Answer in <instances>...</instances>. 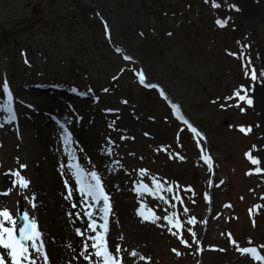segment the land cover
<instances>
[{
    "label": "rangeland",
    "instance_id": "rangeland-1",
    "mask_svg": "<svg viewBox=\"0 0 264 264\" xmlns=\"http://www.w3.org/2000/svg\"><path fill=\"white\" fill-rule=\"evenodd\" d=\"M159 1L168 10L182 7L184 2ZM212 1L221 7L223 15L218 14ZM263 1L260 0L261 4ZM197 2L205 6L208 20L204 29L208 43L204 50L194 49L185 40L180 31L184 22L181 15H156L152 0H79L77 5L73 0H61L56 6L50 0H0V31L10 35L12 43L2 45L4 51L0 48V106L6 103L3 93L6 81L13 88L21 113V122L12 124L8 122L7 114L0 111V124H3L0 127V210H10L18 219L20 209L25 207L37 220L45 251L49 252L48 264H59L55 258L51 259L48 234L56 232L61 243L67 246L66 249L61 245L63 264H90L85 256L91 257V254L94 257L95 249L89 254V251H82V244L81 251L73 248L83 241L77 236V229L69 227V213H74L72 204L60 186L58 188L55 182L48 183L45 176L37 173L42 176L39 201L46 204V212L42 208L39 210L35 174L25 158L28 141L35 133L26 122H31V110L41 104L42 96L38 93L42 91L39 85L43 83L76 86L85 92L92 90L95 97L101 91L106 96L104 99L112 101L102 104L103 99L100 102L103 111L126 107L125 110L143 121L145 127L150 125L157 131V134L152 129L142 133L128 132L118 127L117 131L113 129L114 117L102 130L105 136L100 144L103 151L100 160L107 163L111 174H116L115 169L122 170L118 174H124L116 190L109 189L114 196V209L119 202L115 194L122 192L121 186L126 187L120 196L127 203L130 223L135 227L133 234L126 229L122 219L115 225L114 218L112 220L114 239L108 238V245L112 241L113 247L109 250L115 254V248L119 246L118 255L121 256L123 249V254L126 252L127 255H124L123 264H264L251 254L239 251L244 247H255L264 255V217L260 220L264 209L256 216L248 214L252 205L264 203V127L258 119L261 109L257 105L253 110L243 111L235 107L236 104L244 107V103L235 98V92L248 86L244 82H251V79L241 77L239 65L247 59L253 60L257 52L262 57L260 65L264 69V20L244 26L250 4H255L253 0ZM236 7L241 9L239 13L235 12ZM194 18L192 15L190 20ZM217 21L232 29L218 33L222 31ZM104 22L110 35L105 32ZM233 30L236 34L231 38ZM155 43L161 45L157 52L152 49ZM115 46L116 49L125 48L133 62H124L122 55L115 53ZM137 63L146 77L162 84L170 97L180 103L185 113L200 123L203 130L212 131L209 140L214 143V167L204 165V143L194 142L191 147L183 144V127L175 123L165 102L154 93L152 98L144 96L136 81V75L141 74L135 69ZM241 95H245L243 91ZM229 97L233 99L229 100ZM228 104L232 106L228 107ZM77 108L79 110L67 108L64 117L60 111L51 109L47 116L68 123L73 122L78 111L86 117L90 109H94L89 102L78 104ZM39 113L40 110H34L32 116ZM46 127L51 128L49 120ZM241 127L246 131L240 132ZM54 128L61 136L60 128ZM249 128L250 132L247 131ZM162 132H166L164 137ZM45 146L56 157L42 173L49 170L57 178L62 167L59 144L53 140L49 142L47 138ZM71 148L74 153L80 151L79 154L85 156L81 167L86 172H97L107 188L109 184L102 175L105 170L98 168L99 162L94 167L86 149L77 144ZM249 155L260 163L253 165ZM21 164L26 165V169H21ZM141 170L144 176H141ZM14 172H20L30 181L27 189L21 190L18 184L14 186L18 179L12 175ZM154 180L165 189L158 195L164 196L167 203L146 191L143 196L135 191L138 184H147L155 191ZM231 185L235 192L240 191L243 195L246 210L239 198L229 196ZM168 188L172 191H167ZM231 201L236 210V222L229 226ZM142 206L148 220L139 215ZM174 213V222L178 220L181 228L172 227L164 219ZM153 214L161 217L155 224L150 222ZM192 219L195 223L189 224ZM97 222L99 225L103 220ZM139 228L143 234L139 233ZM110 231L112 233L109 224L108 235ZM181 237L189 246L180 242ZM201 242L205 251L200 260L197 249ZM140 248L146 256L139 254ZM132 252L137 255L133 257ZM4 254L0 252V255ZM36 258L38 264H45L41 257Z\"/></svg>",
    "mask_w": 264,
    "mask_h": 264
},
{
    "label": "snow or ice",
    "instance_id": "snow-or-ice-1",
    "mask_svg": "<svg viewBox=\"0 0 264 264\" xmlns=\"http://www.w3.org/2000/svg\"><path fill=\"white\" fill-rule=\"evenodd\" d=\"M216 7H219V5H214ZM218 24L223 27L224 25L217 21ZM125 59H129V57H125ZM250 63V61L248 62ZM248 74V68L245 66V75ZM261 75H264V73H261ZM251 79L255 81L257 79V74L255 69L252 70ZM140 83L145 84V77L144 74H140ZM146 87L150 86L145 84ZM245 91L243 87H241L240 90H237L235 92V98H237L239 101L246 102L248 106H251L253 101L249 98H247V95H241V92ZM3 93L7 95V102L0 106V111L6 112L8 114L10 123L12 120L16 119V113L13 109V94L10 91L8 83L5 81L3 84ZM163 95V93H161ZM229 100H232V97L228 98ZM213 103H216V101H213ZM228 107L232 106L231 104L227 105ZM175 107V106H174ZM222 107H225V105H222ZM235 107L240 108L241 111L243 109L241 108L240 104H236ZM178 110V109H177ZM180 119H183V117H179ZM185 124L188 122L185 120ZM0 127H3V124H0ZM191 130L193 132H196L197 135L199 133L195 128H192L191 125H189ZM240 132H245V128L241 127ZM247 131H251V129H247ZM71 140V135H67L65 137V144L67 145ZM73 159L75 160V156L73 155ZM249 159L251 160V163L253 165H258L260 163V160L252 159L251 155H249ZM208 163L209 168L212 167L211 164V158H208L206 161ZM26 165L21 164V169H26ZM68 169L72 172V176L75 178V184L72 186H69V181H65V188L67 189V196L66 199H71L75 189L78 186V192L79 196L81 198L88 197L89 200L85 201V203L89 204V207L94 203L97 206H100L98 208L100 215V219L103 220L102 224H97L93 215L92 211L85 210L84 215L87 216L86 226L91 232L97 233L94 237H89V239L92 240L91 245L85 244V252L88 251L89 247L95 249L94 252V264H123L122 258L119 257V253L121 251L120 247L117 246L115 248V254L109 250L108 245V233H109V214L111 212V204H110V197L106 194L104 185L101 181V177L97 174L95 171L86 172V170L80 166V164H68ZM257 172L260 171L259 168L256 169ZM12 175L16 176L18 179L14 182V186L18 184L19 188L21 190H25L29 187L30 181L26 179L23 175L20 174V172H14ZM141 176H144V171L141 170ZM155 184V191H152L149 189L147 184H138L135 191L143 196L144 192H148L149 195H156L158 199L163 200L165 203L167 201L165 200L164 196L158 195L159 193L165 191L163 186L153 181ZM167 191L171 192L172 189L168 188ZM188 191H191V189H188ZM9 193H2V195H8ZM174 199L176 197H173ZM205 199H208L206 196ZM101 202L102 206H101ZM78 206L77 203H73L72 207L76 208ZM32 207H35V204H32ZM230 207V206H226ZM187 211V209H185ZM69 215H73L72 213H69ZM77 217L80 216V213L75 214ZM139 215L144 219L148 220L149 217L144 214L143 206L141 207V210L139 212ZM175 213L173 216H165L164 219L168 221V224L175 228H181L182 225L179 223L178 220L174 222ZM20 219L23 221L22 225L18 224V221L16 218L13 217L10 210H0V252L5 253L4 255H0V264H8L9 258H10V264H38L36 257H41L45 264H48V256L45 251V244L43 240V233L41 230H39L38 222L35 218H30L29 213L25 211L23 215L20 217ZM160 216L152 215L151 217V223L155 224L158 220H160ZM189 224H194L195 220H189ZM8 225V226H6ZM97 228L102 229V232H97ZM17 230L19 231V235L17 236ZM77 235H82L79 228L76 230ZM173 235H177L176 232H173ZM195 232L192 233V236L195 237ZM180 242L184 244L186 247L189 246L188 242L184 240L181 237ZM175 251V249L173 250ZM243 254H251L254 259L257 260H264V256H260L257 253V249L255 247H244L239 249ZM177 255L180 253L177 252ZM83 255V253H81ZM131 255L135 257L137 255L136 252H132ZM85 259L90 261V264H93V257L85 256ZM141 259H145L144 257H141Z\"/></svg>",
    "mask_w": 264,
    "mask_h": 264
},
{
    "label": "bare ground",
    "instance_id": "bare-ground-1",
    "mask_svg": "<svg viewBox=\"0 0 264 264\" xmlns=\"http://www.w3.org/2000/svg\"><path fill=\"white\" fill-rule=\"evenodd\" d=\"M255 4H250V9L245 15V21L243 22L244 26H247L250 22H253L254 24H257L260 22V20H264V4H261L260 0H253ZM264 2V1H263ZM259 5V6H258ZM257 13H259V16H257ZM255 63L258 65L260 64V58H257L255 60ZM44 94V93H42ZM49 93H46L42 96L43 101L45 104L57 107L59 110L64 109L66 106L65 99L62 97V94H59L57 96H48ZM257 104L259 108L261 109V116L259 115L258 119L260 122L263 123L264 127V80H260L259 83V89L257 92L256 97ZM112 101L109 99H104L102 104L104 103H111ZM50 106H44L42 107L39 104H36L34 110H40V113L37 115H33V112H31V122L28 124V126L31 127V130L35 133V137L31 138L30 141H28V150L26 151V162L29 164L30 169L35 174V183L34 188L37 189V196H38V204H39V210L42 208L43 212H46V204L44 202L39 201V192L42 188L41 180L42 176H45L47 178V182H52L63 189L65 188V181H69V186L74 185L73 182L75 181V178L72 176V172L68 169V164H72L73 158L71 155L67 154L66 152H62L61 146V137L58 131H56L53 127L52 121L49 119L50 117L47 116V111L53 109ZM118 107H115L117 109ZM118 113L114 115V119L117 121V127L120 130L128 131V132H139L142 133L145 131V129H152L155 134H157V131L152 128L150 125L148 127H145V123L141 120L133 118L131 113H128L125 109H118ZM123 110V111H122ZM112 117L109 115H106L103 113L102 108H94L91 110L87 116L85 117L84 121L82 123H75L74 129L77 131L78 139L80 144V147L86 149L87 156H89L92 159L93 163L100 162V156L103 155L102 148H100V144L103 141L104 132L102 130H105L104 127L106 122ZM48 120L50 121L51 128L46 127L48 124ZM27 124V123H26ZM144 128V129H142ZM141 129V130H140ZM166 135V132H162L161 136L164 137ZM49 139V142L53 140L56 142V144H59V152H60V159L62 162V171L61 175L56 178V175L53 172H48L46 174L42 173L43 170H46L50 163L54 161L53 158L56 157V155H53L51 152H48L45 146V142ZM51 139V140H50ZM27 143V141H26ZM96 145H99L98 148H96ZM56 148V147H55ZM62 149V150H61ZM64 151V150H63ZM85 157H83L84 159ZM99 167H103V163L101 162L99 164ZM66 168L68 171V174L66 177L63 176V169ZM50 169V168H49ZM37 173L41 175H37ZM58 179V181H57ZM4 183L8 184L7 179H4ZM77 193V189H75L74 194ZM86 198V197H84ZM79 197V200H76V203L78 205H81L82 203H85V199ZM117 209L116 212H119V215L121 216V219L123 220L125 227L128 231L131 233H135L134 226L131 225L130 219L131 216L126 210V202L123 201L121 196H117ZM124 205V206H123ZM80 207L76 211H80ZM72 222L75 227L83 228V226L80 224V221L77 220L72 216ZM68 230V227H67ZM69 231V230H68ZM140 234H143V231L139 228L138 229ZM137 232V231H136ZM54 233V232H53ZM55 234H52L48 238V242L50 240V244L52 245L51 251L53 253V258H55L59 264H63L64 259L62 257L61 253V247L59 245V240ZM135 243H139L140 241H134ZM81 246V243L75 246L77 250H79ZM83 249V244H82Z\"/></svg>",
    "mask_w": 264,
    "mask_h": 264
},
{
    "label": "trees",
    "instance_id": "trees-1",
    "mask_svg": "<svg viewBox=\"0 0 264 264\" xmlns=\"http://www.w3.org/2000/svg\"><path fill=\"white\" fill-rule=\"evenodd\" d=\"M9 37H10V35L6 36V37H5V39H6V40H8V39H9Z\"/></svg>",
    "mask_w": 264,
    "mask_h": 264
}]
</instances>
